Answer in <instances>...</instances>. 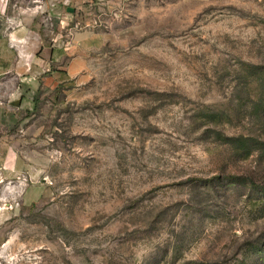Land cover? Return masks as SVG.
<instances>
[{
	"label": "rangeland",
	"instance_id": "1",
	"mask_svg": "<svg viewBox=\"0 0 264 264\" xmlns=\"http://www.w3.org/2000/svg\"><path fill=\"white\" fill-rule=\"evenodd\" d=\"M76 3L4 129L0 264H264V0Z\"/></svg>",
	"mask_w": 264,
	"mask_h": 264
},
{
	"label": "crops",
	"instance_id": "2",
	"mask_svg": "<svg viewBox=\"0 0 264 264\" xmlns=\"http://www.w3.org/2000/svg\"><path fill=\"white\" fill-rule=\"evenodd\" d=\"M78 1L0 0V180L15 177L22 167L4 129L20 112L33 109L38 72L49 71L47 56H53L54 47L47 22H64Z\"/></svg>",
	"mask_w": 264,
	"mask_h": 264
},
{
	"label": "trees",
	"instance_id": "3",
	"mask_svg": "<svg viewBox=\"0 0 264 264\" xmlns=\"http://www.w3.org/2000/svg\"><path fill=\"white\" fill-rule=\"evenodd\" d=\"M60 71H62V70H60Z\"/></svg>",
	"mask_w": 264,
	"mask_h": 264
}]
</instances>
